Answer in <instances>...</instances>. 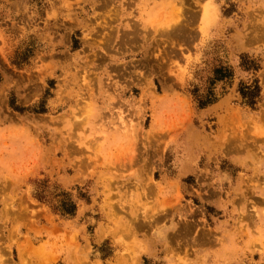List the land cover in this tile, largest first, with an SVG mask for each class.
I'll list each match as a JSON object with an SVG mask.
<instances>
[{"label":"rangeland","instance_id":"374dc122","mask_svg":"<svg viewBox=\"0 0 264 264\" xmlns=\"http://www.w3.org/2000/svg\"><path fill=\"white\" fill-rule=\"evenodd\" d=\"M0 264H264V0H0Z\"/></svg>","mask_w":264,"mask_h":264},{"label":"trees","instance_id":"16d2710c","mask_svg":"<svg viewBox=\"0 0 264 264\" xmlns=\"http://www.w3.org/2000/svg\"><path fill=\"white\" fill-rule=\"evenodd\" d=\"M245 89L242 88L241 93L243 96L248 95L249 102L253 104L255 102V96L257 95L256 91L258 92V85H254L252 87H249L247 85H244ZM197 98V101L200 106H203L211 101L214 100V96L212 92H209L208 95L203 96L201 94H198L195 96Z\"/></svg>","mask_w":264,"mask_h":264}]
</instances>
